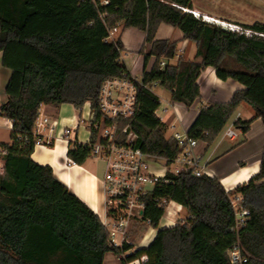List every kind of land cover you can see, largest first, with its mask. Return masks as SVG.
Wrapping results in <instances>:
<instances>
[{
	"label": "trees",
	"instance_id": "16d2710c",
	"mask_svg": "<svg viewBox=\"0 0 264 264\" xmlns=\"http://www.w3.org/2000/svg\"><path fill=\"white\" fill-rule=\"evenodd\" d=\"M102 2L0 0V54L3 67L12 72L7 102L0 108V115L12 122V143L0 145L5 152L0 264H104L110 253L123 264L142 256L147 257L145 264H232L229 253L236 247L247 258L244 264H264V152L259 173L229 192L217 177L168 174L147 200L145 219L157 230L171 202L189 218L185 224L159 229L148 248L127 258L121 256L132 246H111L100 218L54 177L50 167L33 161L32 131L42 106L81 109L89 103L97 120L102 118V85L130 74L121 61V40H109L120 26L145 32V46L150 47L145 59L156 58L143 75L145 87L138 88L134 118L120 123L138 136L144 154L170 164L182 153L174 138L165 137L156 116L160 99L153 84L169 90L173 102L189 109L201 99L198 80L207 68L214 69L218 79L233 80L245 89L229 103L203 107L188 130L190 139L211 147L242 103L264 124V22L242 26L252 33L248 36L194 17L191 0ZM163 23L196 44L199 62L180 60L161 68L162 60L177 54L176 43L155 39ZM253 121L238 119L235 128L245 135ZM68 156L82 166L90 152L77 147ZM238 197L240 208L249 212L241 227L232 204Z\"/></svg>",
	"mask_w": 264,
	"mask_h": 264
},
{
	"label": "crops",
	"instance_id": "0c3cea01",
	"mask_svg": "<svg viewBox=\"0 0 264 264\" xmlns=\"http://www.w3.org/2000/svg\"><path fill=\"white\" fill-rule=\"evenodd\" d=\"M191 2L194 8L193 11L199 13L201 16L212 18L217 21L218 24H232L242 28L244 25L251 26L254 23L264 22V0H191ZM184 11L187 12L189 10ZM164 38H168L166 40L177 44L176 56L179 55L181 57L177 58L175 56L173 59L168 60L167 64L177 65L180 60L187 62L200 61L196 58V44L185 40L180 30L163 23L159 26L155 39L157 41H162ZM117 39H120L123 44L121 61L133 77L142 78L145 72H150L152 70L153 67L151 70L148 69L151 58L148 62L145 59L146 55L150 52V47L147 45L145 46V32L136 28L123 29L122 26H120L109 38L110 41H115ZM143 48L144 52L142 53L141 50ZM11 73V70L3 67L2 54H0V108L7 102L6 87L10 80ZM198 84L201 88V99H199L192 108L188 109L185 105L177 103L188 109V111L193 110V112H191L192 114L188 115L190 117L188 129L183 130L182 133H188L189 128L194 123L203 107L211 104L229 103L237 91L245 89L242 84L233 80L222 81L218 79L212 68H207L202 72ZM40 111L44 116L50 117L52 121L58 122L65 110L63 105H61L60 107L42 106ZM165 112L170 116V125L171 120L174 119V114L167 109ZM255 117L256 112L248 104L242 103L239 106L237 112L231 119L232 123L229 129H235L236 136L234 138H229L227 136L229 130L226 132L225 136L229 138L231 142H236L239 134L242 133L235 128V122L238 119L254 121L252 122L249 132L245 135L242 134L244 139L243 142L237 146L232 145L234 147L229 150L222 151V155L216 157L222 148V143H219L211 152V147H208L205 143L200 142L196 147L195 151L201 157V167L207 169L211 174V178L217 177L227 192L233 191L239 185L248 183L258 170V166L253 165L248 167V162H253L256 160L255 158L260 159L264 152V124L261 119H254ZM61 119L64 122L69 121L74 123L77 116H75V114L72 116L65 115L62 116ZM11 131L12 122L0 115V145L12 143ZM249 147H254L256 150L252 154L245 156L243 151ZM69 150V146L64 141H59L50 147L35 148L32 159L40 166L50 167L54 177L65 185L72 194L81 200L102 221L106 214L105 195L102 187L105 171L103 174L99 173L96 170L94 162L90 160L82 166L74 163L68 156ZM231 157L234 158L231 162L232 172L226 174L224 172L227 170H220L219 163ZM0 163L3 165V156L1 155ZM177 206L179 209H182L181 206ZM166 223L167 222H165V224H163L164 226L160 229L167 228L165 226ZM147 233L148 235L143 245L144 248H148L154 241L158 230L149 229ZM109 255H112L110 258L111 260H107V258L110 257ZM104 264L123 263L120 258L110 253L105 256Z\"/></svg>",
	"mask_w": 264,
	"mask_h": 264
},
{
	"label": "built area",
	"instance_id": "2783aa9c",
	"mask_svg": "<svg viewBox=\"0 0 264 264\" xmlns=\"http://www.w3.org/2000/svg\"><path fill=\"white\" fill-rule=\"evenodd\" d=\"M102 4L107 5V0H103ZM189 12L208 24H218L212 18L201 16L195 11ZM221 27L233 33L248 36L252 34L250 31L232 24L222 23ZM116 31L117 29L113 30L110 36ZM176 57L181 58L179 55ZM160 65L162 69L165 68L167 60H162ZM143 86L145 87L143 76L136 78L129 74L107 80L102 85L100 93L99 108L102 113L100 120H97L96 112L87 103L89 110L85 120L77 118L72 126H64L56 133L58 122L52 121L50 117L44 116L40 111L32 131L35 148L50 147L56 142L64 141L72 150L77 147L88 148L90 159L101 160L105 163L102 187L105 195L106 214L102 219V224L108 233L111 246L119 248H123L125 245L132 246V249L121 256L122 258H127L137 250L144 248V241L148 233L143 234L137 246L133 244L131 236L134 229L150 224V221L145 219V209L147 200L158 182L165 181L168 174L178 176L190 173L194 177H211L207 169L201 167V157L195 151L200 142L190 139L187 133L174 135L173 138L179 143L182 153L170 164H167L164 160L144 154L137 146L138 136L131 131L129 125L120 126L122 121L134 118L138 109V88ZM157 86L158 83L153 84L154 88ZM82 124L89 134L85 140L80 139ZM170 127L175 128L174 125H170ZM227 136L234 138L236 134L233 130H229ZM0 155H5L1 148ZM173 165H175L174 168ZM0 166L2 167L1 172H3V165ZM240 201L241 198L238 197L232 202L239 227L244 225L246 217L249 215L247 210L240 208ZM172 204L174 203L167 204V208H170ZM166 222L167 228L185 224V222H179L177 218ZM229 258L232 264L247 262V258L237 247L230 251ZM146 261L147 257L142 256L128 264H145Z\"/></svg>",
	"mask_w": 264,
	"mask_h": 264
},
{
	"label": "rangeland",
	"instance_id": "374dc122",
	"mask_svg": "<svg viewBox=\"0 0 264 264\" xmlns=\"http://www.w3.org/2000/svg\"><path fill=\"white\" fill-rule=\"evenodd\" d=\"M202 20V19H201ZM222 25V23H220ZM218 25V24H215L217 26H220L221 25ZM222 28V27H221ZM224 29V28H223ZM173 30V29H171ZM167 37V36H165ZM168 38H164L162 40H166ZM143 58V56H142ZM155 61H156V58L155 57H151L150 59V62H149V66H148V69L151 70V68L153 67V65L155 64ZM153 93L159 97L160 99V106H159V109L157 110L156 112V115L159 119H161V125H162V128L164 129L165 131V137L167 139H171L174 137L175 134L179 133L181 134L183 132V130H186L188 129V125H189V120H190V117L188 116L189 114H192L191 112L192 111H188V109H186L185 107H182L181 105L177 104V103H174L172 101V98H171V92L169 90H166L164 88H161V87H156L153 89ZM64 107V114L60 116L59 120H58V126H57V129H56V133H58V131L60 129H62L64 126H72L74 123L72 122H64L61 118L62 116H72L73 114H75V116H77L78 119L80 120H85L86 119V113L88 112L89 110V105H84L81 109H75L72 105H69V104H65L63 105ZM168 110L169 112H173L174 114V119L171 120V124L170 125H174L175 128H171L169 123H170V119H169V114H167L165 112V110ZM231 123H232V120H230L227 125L225 126V128L223 129V131L220 133V135L218 136V138L216 139V141L214 142V144L211 146L210 148V152L212 150H214L216 148V146L219 144V143H222V148L220 149L219 153L217 154L216 157L222 155L223 153H221L222 151L224 150H229L231 149L232 145H239L243 142V135L242 134H239V137L238 139L236 140V142H231L229 140V138H227L225 135H226V132L231 128ZM236 134V130L234 129L233 130ZM88 131L84 128L83 124L81 125V128H80V139L81 140H85L87 137H88ZM264 148V147H263ZM256 149L254 147H249L247 148L244 152V155L247 156V155H250L252 154ZM208 152V153H210ZM208 155V154H207ZM207 157V156H206ZM232 158V159H231ZM230 159H226V161H223L221 163H219L220 165V170H227L226 174H230L232 172V169H231V162L233 161V157H231ZM256 160H254L253 162H248V167L250 166H258V170L256 172V174L259 173V170H260V165H261V161H262V157L259 159V158H255ZM90 161L94 162L95 164V167H96V170L99 172V173H104L105 171V163L101 160H96V159H89ZM88 160V161H89ZM1 164V163H0ZM175 167V165H173V168ZM2 171V167L0 166V173ZM234 172V170H233ZM222 173V171H221ZM236 173V171H235ZM255 174V175H256ZM168 209V210H167ZM166 216L164 219L161 220V222L159 223V228L157 230H159L161 227H163L165 224V222L168 220H176V218L178 219L179 222H187V219L189 218V213L186 211V210H183V209H179L178 206H171L170 208H167L166 206ZM171 215H174L173 217ZM149 228V229H153L150 224H146V225H142L141 227H138L137 229H134L133 232H132V240H133V244L135 246H137L141 239H142V236L145 232V229L146 228ZM151 237V235H150ZM110 257L107 258V260H111V256L112 255H109ZM108 262V261H107Z\"/></svg>",
	"mask_w": 264,
	"mask_h": 264
},
{
	"label": "bare ground",
	"instance_id": "6f19581e",
	"mask_svg": "<svg viewBox=\"0 0 264 264\" xmlns=\"http://www.w3.org/2000/svg\"><path fill=\"white\" fill-rule=\"evenodd\" d=\"M173 206H176V204H172ZM172 217L174 216V215H171Z\"/></svg>",
	"mask_w": 264,
	"mask_h": 264
}]
</instances>
